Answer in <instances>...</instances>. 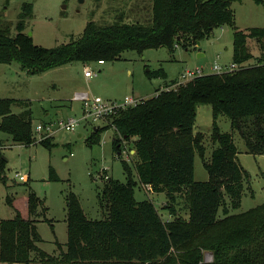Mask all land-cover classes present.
Masks as SVG:
<instances>
[{"label":"trees","instance_id":"1","mask_svg":"<svg viewBox=\"0 0 264 264\" xmlns=\"http://www.w3.org/2000/svg\"><path fill=\"white\" fill-rule=\"evenodd\" d=\"M234 1L241 0H152L149 24L121 18L105 24L89 20L80 37L54 47L35 44L24 31L32 3L21 5L14 33L8 25L0 27V63L17 62L28 74L72 61L114 60L124 50L142 53L166 47L172 53L175 45L188 48L223 24L233 27L232 63L238 65L232 71L201 74L178 84L173 79L151 97L118 109L108 117L106 126L92 129L88 145L98 143L100 130L112 126L118 135L112 139V147L118 155L123 141H130L133 167L122 160L125 182L106 177L102 196L108 206L103 218H88L75 194H68L67 241L65 249L57 243L58 254H49L37 245L40 236L35 222L43 200L31 186L26 184L28 217L22 216L7 195L15 213L0 219V262L264 264V203L230 213V208L240 205L249 173L237 160L231 133L222 131L216 122L220 114L226 115L247 152L264 154V27H251L247 32L238 29L231 8ZM253 1L264 4V0ZM248 37L256 39L261 54L257 63L245 66L253 57L246 44ZM146 74L164 77L166 72L159 68ZM16 103L22 109L19 113L11 109ZM200 104L210 106L213 118L210 137L217 146L209 159L205 158L203 133L194 132ZM30 105L25 99L0 98V129L19 144L34 141ZM49 140L47 136L38 142L48 147ZM196 152L208 173L205 181L193 177ZM4 165L0 154V174ZM49 179L58 180L52 166ZM138 182L148 186V191L166 194L163 208L173 216L171 220L161 218L153 201L134 197ZM180 198L186 217L177 213ZM206 251L211 253L209 261L204 260Z\"/></svg>","mask_w":264,"mask_h":264},{"label":"rangeland","instance_id":"2","mask_svg":"<svg viewBox=\"0 0 264 264\" xmlns=\"http://www.w3.org/2000/svg\"><path fill=\"white\" fill-rule=\"evenodd\" d=\"M24 2L32 3L33 6L31 16L25 19L24 31L32 36L35 44L43 47H54L77 39L89 20L105 24L121 18L125 22L149 24L151 19L152 0H0V27L8 25L10 31L15 32L14 26ZM231 8L238 29L247 32L251 27H264V4L241 0L232 2ZM246 44L253 57L243 64L249 66L258 62L261 49L253 37H248ZM232 47L233 27L223 24L213 28L208 36L200 39L199 44H192L188 48L177 44L172 53L166 47L150 48L142 53L124 50L118 59L105 60L103 63L72 61L38 74H28L17 62L0 63V98L29 100L32 130L44 122L51 131L48 136L51 145L46 147L38 142L40 135L35 130L34 141L24 145L13 141L11 135L0 129V154L6 158L4 171L0 174V178L5 176L4 180L0 179V219L11 218L15 213L6 201L7 195L13 198L14 207L24 217L27 216L28 184L43 200L35 222L40 236L37 245L54 255L59 252L57 243L65 249L68 194H75L88 218H103L108 206L106 197L102 196L106 177L125 182L122 160L133 167L130 141H123L120 155L114 151L111 141L118 135L112 126L100 130L98 143L87 144L86 139L92 129L106 126L109 119H82V104L73 98L75 93L87 92L90 96L117 103L122 102L125 96L146 99L154 95L156 90L166 88L172 79H183L182 74L186 69L202 68L206 74L214 72L212 65L215 62L229 66L232 62ZM85 65L97 70V74L86 78L83 74ZM159 68L166 72L164 77L146 74L148 70ZM11 109L14 113L22 110L17 103ZM71 117L79 120L74 129L58 127L59 122ZM212 121L210 106L197 105L194 129L204 135L206 159L210 158L217 146L210 137ZM216 122L222 131L231 133L238 150L237 160L249 173L244 180L240 205L230 208V213H240L264 203V154L247 152L244 140L231 128L226 115L220 114ZM50 166L55 170L58 180L49 179ZM17 172L29 175L27 183L19 180ZM134 174L138 181L135 171ZM193 177L196 181L208 179L197 152L194 155ZM134 197L153 201L161 218L169 219L167 209L163 208L167 202L164 192L148 191L138 182ZM224 197L228 202V196ZM182 204L180 198L177 213L186 217L187 211L181 207ZM204 260H211L210 252L204 253ZM33 264L39 263L34 261Z\"/></svg>","mask_w":264,"mask_h":264},{"label":"built area","instance_id":"3","mask_svg":"<svg viewBox=\"0 0 264 264\" xmlns=\"http://www.w3.org/2000/svg\"><path fill=\"white\" fill-rule=\"evenodd\" d=\"M98 63H103L104 61L102 59L97 61ZM238 65L235 63H230V65H220L218 63H214L212 65V69L214 72H228L232 71L233 69L237 68ZM97 70L92 69L89 67V65H85L83 74L86 78H90L92 75L97 74ZM203 73L202 68H196V69H186L184 70V73L182 74L183 79L177 78L176 84L185 82L197 75H201ZM174 84V86H176ZM74 99L80 100L82 104V119L91 118V120L94 119H100L103 120L104 118H108L110 115L114 114L118 109L126 107L128 105H133L137 103L139 100L137 98L132 96H125L124 100L120 103H117L116 101L111 100H105L102 99L99 96H90L87 92H77L75 93ZM79 123L78 119H75L73 117L67 118L65 121H61L58 124V127H63L69 130H72L76 127V125ZM37 131L40 135V139L47 137L50 135V126L46 123H39L35 126L33 129ZM16 175L18 176L19 180L21 181H27L28 175L24 173L17 172ZM106 177V176H105Z\"/></svg>","mask_w":264,"mask_h":264},{"label":"crops","instance_id":"4","mask_svg":"<svg viewBox=\"0 0 264 264\" xmlns=\"http://www.w3.org/2000/svg\"><path fill=\"white\" fill-rule=\"evenodd\" d=\"M213 71V70H212ZM178 78V77H177ZM177 78H175L176 80H177ZM173 80V79H172ZM166 87V86H165ZM194 132H196V130L194 129ZM131 153H132V151H130ZM28 175V174H27ZM28 178H29V175H28ZM146 190L148 189V186H144V185H142ZM26 209H27V206H26ZM21 214H22V216H24L23 215V213L22 212H20ZM28 213V212H27ZM167 213L169 214V219L168 220H171L172 218H173V216H171V214L167 211ZM25 217H28V214H27V216H25ZM61 249H63L62 247H61ZM0 263H2V262H0ZM8 264V263H7ZM13 264V263H12Z\"/></svg>","mask_w":264,"mask_h":264},{"label":"water","instance_id":"5","mask_svg":"<svg viewBox=\"0 0 264 264\" xmlns=\"http://www.w3.org/2000/svg\"><path fill=\"white\" fill-rule=\"evenodd\" d=\"M63 7H65V5H63ZM30 35V34H29ZM199 44V41L197 42ZM133 152V150H131ZM5 158V157H4ZM6 159V158H5Z\"/></svg>","mask_w":264,"mask_h":264}]
</instances>
